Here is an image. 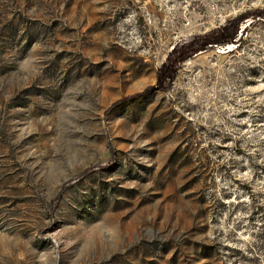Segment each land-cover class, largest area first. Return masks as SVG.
Segmentation results:
<instances>
[{"label": "rangeland", "instance_id": "obj_1", "mask_svg": "<svg viewBox=\"0 0 264 264\" xmlns=\"http://www.w3.org/2000/svg\"><path fill=\"white\" fill-rule=\"evenodd\" d=\"M0 264H264V0H0Z\"/></svg>", "mask_w": 264, "mask_h": 264}, {"label": "trees", "instance_id": "obj_2", "mask_svg": "<svg viewBox=\"0 0 264 264\" xmlns=\"http://www.w3.org/2000/svg\"><path fill=\"white\" fill-rule=\"evenodd\" d=\"M230 26H223L220 30V35H223V37L221 38V40H219V44L223 45L226 42L232 41L235 36L237 35V26H234L233 30L230 32Z\"/></svg>", "mask_w": 264, "mask_h": 264}]
</instances>
